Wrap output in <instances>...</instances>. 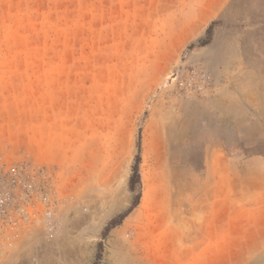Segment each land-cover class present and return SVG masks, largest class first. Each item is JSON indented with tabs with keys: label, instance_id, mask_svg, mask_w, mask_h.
Instances as JSON below:
<instances>
[{
	"label": "rangeland",
	"instance_id": "1",
	"mask_svg": "<svg viewBox=\"0 0 264 264\" xmlns=\"http://www.w3.org/2000/svg\"><path fill=\"white\" fill-rule=\"evenodd\" d=\"M19 164L58 227L0 264H264V0H0V172Z\"/></svg>",
	"mask_w": 264,
	"mask_h": 264
},
{
	"label": "built area",
	"instance_id": "2",
	"mask_svg": "<svg viewBox=\"0 0 264 264\" xmlns=\"http://www.w3.org/2000/svg\"><path fill=\"white\" fill-rule=\"evenodd\" d=\"M27 164L0 172V252L12 247L18 234L32 227H42L48 235L57 232V201L50 191L51 177L38 172L43 182L34 179ZM50 233V234H49Z\"/></svg>",
	"mask_w": 264,
	"mask_h": 264
},
{
	"label": "trees",
	"instance_id": "3",
	"mask_svg": "<svg viewBox=\"0 0 264 264\" xmlns=\"http://www.w3.org/2000/svg\"><path fill=\"white\" fill-rule=\"evenodd\" d=\"M211 32H212V27H209L208 30H207V34L209 36V42H210V35H211ZM209 42H203L202 44H208ZM140 162H141V158L140 156L138 155L136 157V164L133 168V175L131 176L130 178V189L131 191H135L137 189L138 186H141V176H140V169H139V166H140ZM140 198H141V194H138L135 199H134V203L131 205L130 209L128 210L127 214H125L122 219H124L128 214H130L134 209H136L139 205V202H140Z\"/></svg>",
	"mask_w": 264,
	"mask_h": 264
}]
</instances>
